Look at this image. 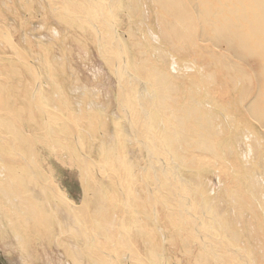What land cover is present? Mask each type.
<instances>
[{
  "label": "rangeland",
  "instance_id": "374dc122",
  "mask_svg": "<svg viewBox=\"0 0 264 264\" xmlns=\"http://www.w3.org/2000/svg\"><path fill=\"white\" fill-rule=\"evenodd\" d=\"M162 39L151 0H0V125L11 127L0 131L13 135L18 122L5 119L14 113L20 119L22 111L12 107L21 103L38 114L53 143L44 150V186H32L51 220L32 232L31 246L18 250L11 232L0 237V264H180L185 255L195 264L201 258L251 264L250 251L264 263V198L256 190L264 169L253 154L255 141L264 145V131L232 114L202 80L201 66ZM7 56L14 62H4ZM7 74L25 81L20 87ZM181 139L207 156L190 157L193 166L181 162L175 153ZM54 188L75 207L86 205L78 220L61 208ZM158 205L170 206L167 215L179 230L173 235L180 234L174 245L187 253L171 256ZM250 205L253 213L245 211ZM96 207H104L101 217L92 215ZM88 212L91 234L82 225Z\"/></svg>",
  "mask_w": 264,
  "mask_h": 264
},
{
  "label": "bare ground",
  "instance_id": "6f19581e",
  "mask_svg": "<svg viewBox=\"0 0 264 264\" xmlns=\"http://www.w3.org/2000/svg\"><path fill=\"white\" fill-rule=\"evenodd\" d=\"M151 3H152L153 15H155V17L157 16L158 21L160 23V28H161L162 37H163L162 40H164L166 42V44H168L171 48H175L176 51H180V52L184 53L185 55L191 57L192 59L195 60L194 62H197V64H199V66H201L202 80L203 79L205 80L209 89H211L210 92L216 97V99L221 101V103H223L224 105L226 104L228 107L227 109H229L230 112L232 110V112H231L232 114L234 113L237 116L244 117L245 120L248 118L252 119L251 125H253L254 123H258L259 126L264 131V0H151ZM91 4L93 6V3H91ZM85 8H86V5H85ZM112 9H114V8H112ZM1 48L2 47L0 46V49ZM3 57L4 56L1 55L0 58L3 60L4 59ZM7 61L14 62L10 56H7V58H5L4 62H7ZM194 65H195V63H194ZM9 73H11V72L9 71ZM8 76L11 79L10 80L11 83L16 84V85H17V83H21L20 87L22 86L23 81H25V79H22V78L19 79L18 81H16L15 78L12 79L10 77V75H8ZM158 84L160 85V83H158ZM0 85L3 86L1 83H0ZM2 89L0 88V95L2 94ZM1 96H3V94ZM1 96H0V101L2 99ZM7 97H5V98H7ZM166 98H168V97H166ZM8 99H7V101H8ZM5 100L3 99V101H5ZM1 103H0V105H1ZM6 103H8V102H6ZM20 104L16 103L12 108L17 109V112L22 111L21 112V114H23L22 117L19 119V116L16 113H14L15 117H13V115L10 113L12 115V118L11 117L9 118V116H10L9 115V116H7L8 119H7V117L5 119V121L6 120L8 121L10 119L12 121L13 118H16V121H13V122H16V123L18 122V123H17L16 127L12 130L13 135L9 134V136H8V135H6L7 134L6 132H5L6 133L5 134V133H2V131H0V135H2L3 139L5 140V143L4 144L2 143L0 145V237L1 238H4V237L11 238L10 236L12 234L13 235L12 239L14 240L15 244L17 243L16 245L18 246L17 247L18 250L22 249L23 246H29V245L31 246V244L33 243V242L31 243L32 240H30L32 232L36 233V231L43 230L42 228L43 227L45 228L46 224L48 225L49 220H51L48 213L45 210H43L42 209L43 207L40 206L37 203V200L33 198V193L35 191L32 188V186H34L35 188H37L38 186H40L42 188V186H44L43 178L45 177L44 176L45 171L41 169V168L44 169L43 164L46 163L44 150H46L48 148L52 149V147H53V143H51V141L47 138V133H46V131H44V128L42 126V121H40L41 124L39 123L40 119L38 120V118H39L38 114L36 115V114L32 113L31 109L27 110V109H25L26 107L24 105L20 106ZM1 106H0V109H1ZM7 108H9V105ZM0 114H1V112H0ZM6 115H7V113H6ZM16 115H17V117H16ZM171 115H173V114H171ZM1 117L2 116H0V119H1ZM198 118H199V116H198ZM2 119H1V121H2ZM17 119H19V120L17 121ZM7 121L5 122L6 124L9 123V121L8 122ZM13 122H11V123H13ZM11 123H10V125L12 126ZM68 123H67V125H68ZM33 124H38L40 127L35 129L33 127ZM73 125L75 126L74 123H73ZM73 125H72V127H73ZM89 125H91V124H89ZM4 126L0 125V127L6 128L7 131L11 129V127L9 125H8L10 127L9 129H7L8 127L5 124H4ZM57 126H58V124H57ZM68 127H69V125H68ZM57 128H59V127H57ZM75 129H77L76 126H75ZM0 130H3V129H0ZM72 130H74V127ZM71 134H73V131L71 132ZM50 135L57 140H59L62 137V136H60L59 131L57 132V131L51 130ZM182 137H183V135H182ZM185 138H186V136L184 137V140H186ZM189 140H190V138H189ZM78 141H80V140H78ZM74 142H75V140H74ZM182 142H183V140H182ZM188 142H189L188 140H187V142L184 141L183 143H180L179 141H177V147L175 148V153H176L177 158L181 162L185 161V162H188L190 164V166H193L190 157H194V158L206 157L207 154L197 152V150L195 152L194 151L191 152L193 149L190 150V147L188 146L189 145ZM76 143H78V142H76ZM76 143H75V145H76ZM254 143H256V149L253 152V154H254L255 159H257L256 163L260 168L264 169V145L259 144V141H255ZM31 144H33V146ZM58 148H60V147H58ZM78 148H79V146H78ZM197 149L203 150V149H205V147L203 145H200L197 147ZM56 150H57V148H56ZM207 150L211 151L212 146L209 145ZM57 152H59V151H57ZM57 152H56V154H58ZM184 154H187V155H184ZM31 155H32V157H31ZM87 156H85V157H87ZM86 159H84V160H86ZM109 159H111V156ZM84 160L82 161V163L84 162ZM109 161L111 162V160H109ZM87 162L88 161H86V163ZM97 163L99 164V161ZM97 163H95V164L97 165ZM234 163H235V168L237 169L238 164H237L236 160L234 161ZM91 164H92V162H91ZM82 165H84V163ZM86 166H87V164L84 165V167L81 166L82 171L87 172V171H85ZM106 169H104L103 172H106ZM222 177L224 179V177H225L224 173H223ZM34 178L37 182L34 180ZM231 187H232V184L230 183L229 189ZM258 187L256 188V190L261 193V198H264V185H261V186L259 185ZM90 188L94 192V188L92 186ZM53 192H55L54 194L58 198V200H57L58 203H61L60 204L62 206L61 208L65 209V211L69 214V217L73 216L72 218L75 217V219L78 220L80 213H83L85 211L86 205L80 209L78 207H75L74 204H72L70 202V200H68V199L66 200V198H64L65 194L62 193L60 190L55 189V191H53ZM148 193H149V191H148ZM94 194L96 195L97 192H95ZM150 195H152V194H150ZM151 197L152 196H150V199H151ZM153 199H154V197H153ZM154 201H155V199H154ZM117 203H118V201H117ZM126 203H128V201ZM176 203H177V201H176ZM101 206L99 205V207H101ZM248 207L250 209H247L245 211L247 213H253V206L250 205ZM106 209H105V211H106ZM167 209L169 211H167ZM103 210H104V207L102 209L96 207V208L92 209V213H93L92 215H95L96 218L101 217ZM156 212L158 213V215H157L158 221H161V222H163V224H166V226H164L163 228H164V232L167 233V239L169 237H172L170 240L172 242L168 243L171 256H173V257L177 256L178 255L177 251L179 253H181L182 250H184L185 253H187V251H188L187 247L180 248L181 246H175L174 245V243L177 241V239L180 238V234H179V238H177V239H176V237L178 234H175L176 236L173 235L174 230L176 232L179 230L175 226V224H172L173 219H172V221H170V219H169L168 215L171 213L170 212V206H168V207L167 206L166 207L159 206V207H157ZM168 212H170V213L167 215ZM122 213H124V212H122ZM237 213H239V212H237ZM87 214H82L83 215V224L82 225H84L85 227L88 226L87 231H88V233H90V231H91L90 229L92 228V220L90 219V212H88ZM115 214H118V212L117 213L115 212ZM106 217H109V215H107ZM154 217H155V215H154ZM247 217L248 216H244V219L247 220ZM131 218H132V216H131ZM120 221L122 223V220H119V223H120ZM78 222H80V221H78ZM119 223H118V225H120ZM215 226H216V224H215ZM79 227H81V226H79ZM52 228H53V225H52ZM88 228H89V230H88ZM226 230L228 232L227 235L230 236L234 240L233 243H235V241H237V239L235 236H233L232 228L227 227ZM9 232H11V234ZM38 233H40V232H38ZM37 234H34V235H37ZM133 234L135 235L134 232H133ZM155 234H156L155 239H154L156 241L155 243L160 244L159 239L157 238L158 237L157 230L155 231ZM43 235H45V234L43 233ZM124 235H125V233H124ZM126 236H127V234H126ZM161 236H162V234H161ZM259 236L262 238L261 242H263V240H264L263 237L261 235H259ZM114 237H116V236H114ZM35 239H37V238H35ZM160 240H161V238H160ZM39 241L41 242V240H39ZM217 243H218V241H217ZM237 243L239 245V242H236V244ZM35 244H36V242H35ZM123 245H125V243H123ZM138 245H139V243H138ZM221 245L219 244V246H221ZM33 248H34V246H33ZM125 248L127 249L128 247H125ZM263 248H264V245H263ZM120 249H122V248L120 247ZM211 249L214 250V248H211ZM227 250H228V248H227ZM123 251H124V249H123ZM133 251L135 252V250H133ZM129 252H128V254H129ZM231 252H233V251H231ZM217 254H219V253H217ZM230 254H229V256H230ZM249 254H252L251 264H261V263L264 264L258 258V254L256 252L250 251ZM225 255L224 254L221 255V257L225 258L226 257ZM228 257H226V258H228ZM183 258H185L184 259L185 261L182 263ZM206 258L211 259L209 257H206ZM231 258H230V260H231ZM182 260L180 261V264H193V262L195 264V259L190 258V257H186V255H185V257H182ZM221 261H222V259H221ZM232 261H234L233 263H235V259ZM228 262H229V260H228ZM241 262H242V260H241ZM162 263H164V262H162ZM198 263L199 264H214L213 260L212 261L210 260L209 262H207V260L203 261L202 258L198 260ZM225 263L227 264V262H225Z\"/></svg>",
  "mask_w": 264,
  "mask_h": 264
}]
</instances>
